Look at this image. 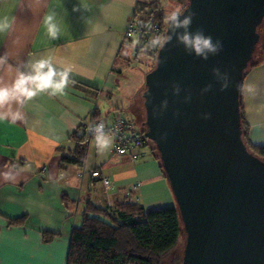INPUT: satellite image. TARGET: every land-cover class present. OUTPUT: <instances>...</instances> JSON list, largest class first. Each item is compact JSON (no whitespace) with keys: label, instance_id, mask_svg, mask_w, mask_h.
Wrapping results in <instances>:
<instances>
[{"label":"crops","instance_id":"obj_1","mask_svg":"<svg viewBox=\"0 0 264 264\" xmlns=\"http://www.w3.org/2000/svg\"><path fill=\"white\" fill-rule=\"evenodd\" d=\"M179 1L0 0V20L10 23L0 32V57L6 58L0 65V81L10 84L17 68L42 57L74 67L62 94L42 92L0 108L23 117L0 120V264L66 263L71 230L80 224L86 204L108 208L104 189L90 172L100 171L110 179L112 207L137 185L130 196L146 212L175 208L149 147L116 155L109 134L112 143L103 152L96 140L86 143L82 167L62 165L61 157L72 155L76 148L72 135L92 115L109 121L120 113L130 121L123 104L114 103L125 71L122 35L138 4L158 7L167 17L178 10ZM53 12L61 27L55 40L47 35L44 23ZM241 103L247 139L264 147V61L246 73ZM134 118L133 124H139V115ZM44 233L54 236L45 241Z\"/></svg>","mask_w":264,"mask_h":264},{"label":"water","instance_id":"obj_2","mask_svg":"<svg viewBox=\"0 0 264 264\" xmlns=\"http://www.w3.org/2000/svg\"><path fill=\"white\" fill-rule=\"evenodd\" d=\"M187 11L195 13L189 31L203 29L222 50L201 60L175 38L159 48L145 76L151 95L142 123L183 225L181 264H264V163L247 152L239 115L241 79L259 41L264 0H187L181 12ZM225 72L229 87L220 91ZM173 84L179 96L172 95ZM165 99L167 110L154 118L153 108Z\"/></svg>","mask_w":264,"mask_h":264},{"label":"trees","instance_id":"obj_3","mask_svg":"<svg viewBox=\"0 0 264 264\" xmlns=\"http://www.w3.org/2000/svg\"><path fill=\"white\" fill-rule=\"evenodd\" d=\"M182 11L187 0H180ZM136 16L153 18L165 29L166 17L164 11L152 5H137ZM259 41L263 36V54L253 61V55L241 79L239 90V115L241 139L248 153L264 163V147L252 145L247 139V129L244 123L241 103L242 84L246 73L264 61V16L256 30ZM159 47L143 46L141 54L156 59ZM97 119L92 115L90 120ZM76 148L72 155L61 157L62 165L82 167L85 157L87 140L84 131L72 135ZM150 144L153 146L151 147ZM159 162L158 152L153 143L145 140ZM162 170V168H161ZM163 172V170H162ZM164 174V172H163ZM184 234L183 225L177 208H167L154 212H146L138 203H129L125 198L116 202L111 208H99L91 202L86 204L80 224L74 226L70 234L69 249L65 264H161L178 246ZM54 235L44 233L45 241Z\"/></svg>","mask_w":264,"mask_h":264},{"label":"clouds","instance_id":"obj_4","mask_svg":"<svg viewBox=\"0 0 264 264\" xmlns=\"http://www.w3.org/2000/svg\"><path fill=\"white\" fill-rule=\"evenodd\" d=\"M75 10V9H74ZM187 15L181 11H173L167 16L168 32L164 36H157L154 44L161 50L171 43L175 38L177 44L182 45L186 54L198 57L201 60H207L209 55H216L222 50V43L219 40L213 41L212 36L205 35L203 29H196L194 32L189 31L195 13L187 11ZM44 23L47 29V35L55 40L59 37L61 32L60 24L57 21L56 13L53 12L45 17ZM10 23L7 19L0 20V32L7 30ZM6 63V58L0 57V65ZM74 71V67L70 64L59 65L54 61L53 57H42L25 63L22 67L16 69L14 80L10 84H4L0 81V108L11 104L12 102H22L31 100L42 92H50V94H62L68 87L70 75ZM213 74H217L219 69L214 68ZM229 87V77L227 72L224 74V82L220 86V91H224ZM210 86L203 91H208ZM254 86L249 85L248 91L253 92ZM188 93L184 99V103L191 101V93ZM181 88L178 84H173L172 95L179 96ZM151 95L148 87L143 90L144 103H149L146 97ZM168 108V101L165 99L161 101L160 107L157 110L153 108V117L157 118L164 114ZM178 115L177 113L173 114ZM11 119L16 121L22 119L19 112L0 111V120ZM210 116L203 115V119L207 120ZM94 133L95 140L101 152L107 150L112 143V137L105 130L103 123L96 124L91 128ZM161 139H164L162 136Z\"/></svg>","mask_w":264,"mask_h":264},{"label":"built area","instance_id":"obj_5","mask_svg":"<svg viewBox=\"0 0 264 264\" xmlns=\"http://www.w3.org/2000/svg\"><path fill=\"white\" fill-rule=\"evenodd\" d=\"M165 29L160 26L153 18L136 16L135 11L130 17L126 29L121 38V47L130 52V56L134 59L141 53V47L154 46V40L157 36H164ZM103 123L108 134L112 135L114 139V154L120 156L130 155L143 148H145L144 133L134 130L133 124L120 113H115L111 120L93 119L83 122L79 129L84 131L87 142L95 141L94 133L91 128ZM92 179L98 180L106 194L108 207L112 205L109 203L112 197L113 185L110 179L104 176L100 171L90 172ZM137 185H132L127 194V201L129 203H137L136 198H132L130 194L136 193Z\"/></svg>","mask_w":264,"mask_h":264},{"label":"rangeland","instance_id":"obj_6","mask_svg":"<svg viewBox=\"0 0 264 264\" xmlns=\"http://www.w3.org/2000/svg\"><path fill=\"white\" fill-rule=\"evenodd\" d=\"M181 8L182 6L179 5L178 11H180ZM262 46L263 36H261L259 44L256 47L253 58L254 62L262 56ZM125 51L126 49L120 55V58L124 61L122 66L125 67V71L122 77L118 80L121 83V91L115 94L114 103L118 104V106L123 104L127 112V117L133 120L131 121L130 119L132 124L134 123V117L136 115H139V124H133V126L137 130L144 131L145 127L142 126V122L144 121V100L142 98V95L145 88V76L151 70H153L155 66V59L141 54L138 60L135 61V59L130 56V52ZM150 146L153 147L151 144ZM184 246L185 235L182 234L177 248L170 255H168L161 264H181L183 259Z\"/></svg>","mask_w":264,"mask_h":264}]
</instances>
